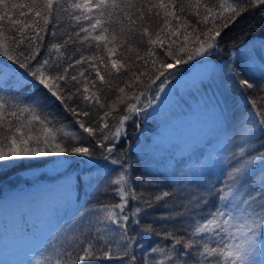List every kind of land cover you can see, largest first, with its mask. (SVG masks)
I'll list each match as a JSON object with an SVG mask.
<instances>
[{
	"label": "snow or ice",
	"instance_id": "snow-or-ice-1",
	"mask_svg": "<svg viewBox=\"0 0 264 264\" xmlns=\"http://www.w3.org/2000/svg\"><path fill=\"white\" fill-rule=\"evenodd\" d=\"M258 7L264 0H0V176L79 157L98 173L89 190L118 197L82 208L66 185L41 190L44 235L24 264H264V151L253 143L264 137V85L237 71L253 70L250 56L208 61L224 30ZM125 48L135 55L121 58ZM198 60L193 83L231 79L249 90L246 110L233 119L215 103L206 149L176 153H190L187 167L173 168L170 153L166 183L134 177L139 161L118 144L171 99L173 69H201ZM259 71L264 80V63ZM113 73L126 85L114 100Z\"/></svg>",
	"mask_w": 264,
	"mask_h": 264
},
{
	"label": "trees",
	"instance_id": "trees-1",
	"mask_svg": "<svg viewBox=\"0 0 264 264\" xmlns=\"http://www.w3.org/2000/svg\"><path fill=\"white\" fill-rule=\"evenodd\" d=\"M20 2H26V0H20ZM262 13H264V7L253 8L248 13L238 18L228 29H225L220 39L221 51L208 59L212 60L216 66L220 67H223V65L229 61L239 65V62L234 56H236L240 50L246 47L250 48L252 42H264V15H262ZM49 28H51V25H49ZM49 39H51V37L45 35V41ZM124 55L134 56L135 53H127V49L125 48L121 50V58H124ZM178 68L179 71L173 69V71L176 72V76L171 78L170 82L175 81L180 75L185 73L188 66L182 65L178 66ZM101 70L104 71L103 69ZM240 72L241 76L252 80L255 84L264 85L263 80H261L259 76L247 74L244 71ZM115 76L116 74L113 73L111 77V87L113 90L106 94L113 100L121 95L117 89V85L120 87L126 86L122 81L116 80ZM223 79L224 82L221 85L223 88V95L220 102L222 106L228 109L233 119H235L246 110V97L242 96L241 93H245L249 90H233L232 80L227 77ZM127 90L131 91V89ZM252 95L254 96L255 92H253ZM52 111L56 112L57 116L65 123L72 122V117L64 113L62 109L59 108V105L53 106ZM176 117L175 114L170 112L160 111L156 117L148 119L146 123L143 118L138 121L142 125L141 129H136L131 125L129 126L128 138L125 139L122 144H118V148H127L132 161H139L132 173L134 177H155L154 182L160 184L166 183L165 178L169 176V172L166 170L165 162L168 160L170 152H166V150L163 151L159 157L153 158L151 163L147 164L145 163L147 159L145 155L149 152L147 147L152 135H155L157 127H160L164 122H169L171 119L176 120L179 118V116ZM260 141H264V137H261L259 141H253V143L260 145L256 148V152L264 151V144H261ZM187 146L189 149L192 148L191 143H188ZM188 154V152H185L178 160L175 159L172 165L173 168L178 166L179 161H184L185 163V161H187L186 159H188ZM252 155H255V153H252ZM66 159L68 160V164L63 169L53 174L52 172L49 173L42 170L39 171L34 178L22 177L25 172L50 166V163H45L37 168H21L10 171L7 175L0 176V211L9 212L14 210L12 215H15L7 220L4 216H0V264H20L21 261H25L29 250H34L37 247L36 244L31 243H36L38 235L35 237V234L37 233L32 232L31 240L25 238V233L30 232L32 228L38 224L39 220L42 218L41 216L47 214L46 205L41 198L43 195L41 190L55 189L60 185H66L70 187L73 197L78 198V205L82 208L97 206L98 202H118V197H116L111 190L108 193L99 190H89V178L91 177L94 181L95 177L98 175L97 170L92 168L89 163L83 162L82 158L79 157H67ZM179 167H183V164L179 165ZM24 209H32L30 212L31 214L26 216V210ZM157 213H166V210L159 208L157 209ZM39 233L43 239L44 233L42 231ZM37 250L38 254L35 255V259L39 258L40 252L42 251V249ZM34 252L35 251H33L30 256Z\"/></svg>",
	"mask_w": 264,
	"mask_h": 264
},
{
	"label": "rangeland",
	"instance_id": "rangeland-1",
	"mask_svg": "<svg viewBox=\"0 0 264 264\" xmlns=\"http://www.w3.org/2000/svg\"><path fill=\"white\" fill-rule=\"evenodd\" d=\"M262 44H264V42H252L250 48L246 47L234 56L239 64H241L242 60H247L250 56L251 61L249 62L248 67H251L253 70L244 72L247 74H254L260 78L261 73L259 67L264 63V50L261 49ZM208 61L211 65L216 66L212 60L208 59ZM192 63H200L201 69L189 70L188 67L185 73L166 86V89L171 90L172 97L161 105L158 112H170L177 117L179 116V118L176 117V120L171 119L169 122H164L160 127H157L156 133L154 132L155 135H152L148 144L147 148L149 149V152L145 155L146 158L152 160L155 157H159V155L166 150V152L175 155V159L178 160L180 155H176V153L181 148H187L188 143H191L192 148H201L203 151L206 149V146L204 145L213 138V117L209 110L212 105L221 101L223 95L222 83L218 80H213L211 82L204 80L203 82H197L194 84L193 81L198 79L205 71V69H203L205 65L199 60ZM237 71H241V67H237ZM197 89H199V91H197ZM157 103L159 102L157 101ZM149 112H151V109H149ZM155 141L158 142V144H156ZM189 156L190 153L188 154V159ZM188 159L186 160L188 161ZM200 159H203V157H200ZM187 161L183 163V167H187ZM42 170L49 173L52 172L51 166H48L46 168L25 172L22 177L34 178L39 171ZM56 172H52V174ZM24 210H26V216L31 214L30 212L32 209ZM13 212L14 210L9 212L0 211V216H4L7 220L15 216L12 215ZM41 217L42 218L39 220L38 224L30 231L31 233H37L35 234V237L38 235L36 243L31 242L32 244H36V246L39 244L40 240H42V236L39 232L41 231V225L45 222L46 215ZM36 254H38V250H35L30 256V259L34 260ZM20 264H24V262L21 261Z\"/></svg>",
	"mask_w": 264,
	"mask_h": 264
}]
</instances>
